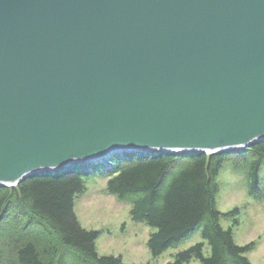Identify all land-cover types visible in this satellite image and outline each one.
I'll list each match as a JSON object with an SVG mask.
<instances>
[{"label": "water", "instance_id": "1", "mask_svg": "<svg viewBox=\"0 0 264 264\" xmlns=\"http://www.w3.org/2000/svg\"><path fill=\"white\" fill-rule=\"evenodd\" d=\"M262 140L264 0H0V185Z\"/></svg>", "mask_w": 264, "mask_h": 264}, {"label": "trees", "instance_id": "2", "mask_svg": "<svg viewBox=\"0 0 264 264\" xmlns=\"http://www.w3.org/2000/svg\"><path fill=\"white\" fill-rule=\"evenodd\" d=\"M228 160L234 170L244 172L249 194L264 200V141L234 153L118 155L101 174L110 177L107 192L130 204L132 219L155 229L148 240L154 259L200 228L209 253L205 242H199L168 264H254L246 253L255 242L241 246L234 239L239 208L222 212L217 207V177ZM89 168L97 166L77 164L0 187V264H125L120 256L97 252L99 231L84 228L75 213ZM223 219L233 224L224 228ZM53 233L59 236L55 243L48 238Z\"/></svg>", "mask_w": 264, "mask_h": 264}, {"label": "rangeland", "instance_id": "3", "mask_svg": "<svg viewBox=\"0 0 264 264\" xmlns=\"http://www.w3.org/2000/svg\"><path fill=\"white\" fill-rule=\"evenodd\" d=\"M261 173L263 176L264 169ZM86 180L87 189L76 197L74 210L84 228L100 232L95 242L100 255L120 256L125 264H168L179 251L205 241L198 228L182 244L153 259L148 240L155 229L145 222L134 221L130 204L107 192L108 178L90 176ZM217 182L220 185L216 196L218 209L222 212L234 208L240 210L239 223L233 227L235 242L243 246L255 241V248L246 256L254 264H264V201L255 200L248 194L247 179L242 172L232 169L230 161L221 170ZM221 224L229 228L233 222L223 219ZM1 225L8 227L4 223ZM48 238L52 243L59 241V236L54 233ZM206 253H209L208 245ZM197 263L192 261V264Z\"/></svg>", "mask_w": 264, "mask_h": 264}]
</instances>
